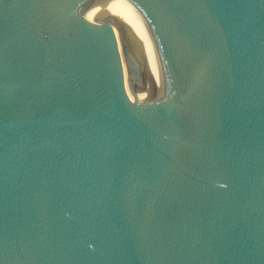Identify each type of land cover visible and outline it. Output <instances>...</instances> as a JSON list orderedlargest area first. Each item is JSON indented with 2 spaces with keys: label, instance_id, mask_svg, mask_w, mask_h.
<instances>
[{
  "label": "water",
  "instance_id": "1",
  "mask_svg": "<svg viewBox=\"0 0 264 264\" xmlns=\"http://www.w3.org/2000/svg\"><path fill=\"white\" fill-rule=\"evenodd\" d=\"M0 264H264V0H0Z\"/></svg>",
  "mask_w": 264,
  "mask_h": 264
}]
</instances>
